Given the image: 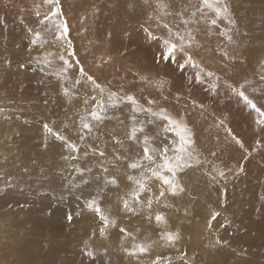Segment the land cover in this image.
I'll return each mask as SVG.
<instances>
[{
  "label": "rangeland",
  "instance_id": "obj_1",
  "mask_svg": "<svg viewBox=\"0 0 264 264\" xmlns=\"http://www.w3.org/2000/svg\"><path fill=\"white\" fill-rule=\"evenodd\" d=\"M160 2L166 7L158 0H59L68 35L57 40L54 25L40 23L52 5L0 0V264H152L158 255V264H264V123L237 95L243 91L264 111V0H224L232 23L216 25L214 13L196 11L200 0ZM169 29L191 31L185 51L204 70L202 83L191 64L179 69L183 52H176V63H157ZM35 32L43 43H31ZM49 52L70 66L64 70ZM109 92L117 94L116 105L93 121V97ZM126 94L145 108L182 117L192 133L190 166L176 176L183 191H166L151 209L143 203L151 193H142L135 212L120 200L133 187L128 175L139 176L128 164L142 154L145 136L150 147L163 148L175 134L163 130L165 121L146 123L145 113L120 101ZM134 125L144 128L139 142L128 139ZM147 184L159 195V181ZM93 199L115 221L104 235L100 217L87 206ZM191 209L197 213L189 230L199 232L197 241L188 237L142 256L124 250L132 236L160 240L173 227L164 221ZM156 214L164 215L159 223Z\"/></svg>",
  "mask_w": 264,
  "mask_h": 264
},
{
  "label": "snow or ice",
  "instance_id": "obj_2",
  "mask_svg": "<svg viewBox=\"0 0 264 264\" xmlns=\"http://www.w3.org/2000/svg\"><path fill=\"white\" fill-rule=\"evenodd\" d=\"M44 3L52 5V7L50 9V12L44 16L40 23L45 24V22L48 21L53 24L56 29L57 40L67 37L68 27L66 25V22L61 18L59 0H44ZM158 7L163 9L166 7V5L160 2V0H158ZM205 9L209 10L215 15V18L211 20L212 25H216L217 21L220 19L229 20V9L224 3V0H200V5L196 9V11L200 12L203 16L206 15L204 11ZM37 15H39V13H37ZM193 15H195V12L193 13ZM183 22L185 24L188 23V21L186 20ZM229 23H232V21L229 20ZM164 27L167 28L168 25L165 24ZM45 30H47V28ZM29 31H31V29H29ZM221 34L226 35V33L223 32ZM169 35L171 38L163 41V51L158 56L157 63H159L161 59L165 62L176 63V52H183L185 55V59L183 63L178 64L179 69L183 71L186 65L191 64L192 67L199 69L195 76L196 82L202 83L203 81L200 73L204 70L200 68V66L196 64L195 61H193L192 56L185 51V47H190L192 41L194 40L191 31H189L186 35H181L179 32L173 33L172 30L169 29ZM228 39L231 40V37L229 36ZM173 40H178L179 43L173 42ZM38 41H41V33L35 32L33 34V39L31 43L36 44ZM41 42L43 43V41ZM68 47H71L70 41H68ZM73 54L74 53L71 51L68 52V56H72ZM224 55L227 58L228 54L224 53ZM59 59L63 61L64 70H66L67 67L70 66L69 60L65 59L63 55L59 56ZM48 63L51 64V61H49ZM21 67H23V65H21ZM80 74L82 76L85 74L82 68L80 69ZM206 75L208 77H211L214 74L212 72H207ZM87 79L94 84L95 88L100 90L101 94L104 93V89L99 84H97L91 76H88ZM261 79H264V76H261ZM79 82V80L76 81V83ZM163 83V81L159 82L161 87L163 86ZM214 87L215 85H213V88ZM233 91L236 90L233 89ZM64 93L65 95H67L68 90L65 89ZM237 95H239L246 102V104L250 106L253 110H255L261 117V120H258L257 123H264V111H261V109L257 108L255 103L250 100L243 91H238ZM116 96V93L109 92L106 98L101 97L98 99L96 97H93V100H95V104L93 105L92 110L88 113L91 119L96 122L102 121L104 118L102 114L106 112V109L108 107H114L116 105ZM119 99L120 101H126L127 103L131 104L133 112L139 111L145 113L148 117L146 123L152 124L155 123L157 120L165 121L166 124L163 130L166 133L173 132L175 134V139L173 140L171 147L166 145L163 148L150 147V138L145 136L143 140L142 154H137L134 158L131 159V162L128 164V168L132 170H137L139 172V176L137 177L135 175L130 174L127 177L128 180L132 182L133 187L128 193L120 197L123 209L127 212H135L137 206L142 204V193H151V195L147 196L146 201H143V203H145L146 206L151 209L153 200L159 202L160 198L165 195L166 191L170 192L172 195H176L178 192L183 191V188L180 187L176 176L178 170H182L184 167L190 166L188 164V160L192 158V141L190 139L192 133L182 117L177 119L169 115L166 109L164 108H160L158 111L153 110L151 107L145 108L139 105L136 98L130 94H126L120 97ZM153 103L154 101L152 100L148 101L149 105ZM132 119L133 121H135L137 118L136 116H133ZM81 126L83 129L91 133L93 126L89 122H87L84 117L81 118ZM45 127L49 132L52 131V129L48 128L47 125H45ZM143 131L144 128L142 125L139 128L135 127L134 125L131 129L128 139L137 140V142H139L136 134L137 132L142 133ZM61 139L63 138L61 137ZM81 139H83V137H81ZM233 139H235V137H233ZM236 142L240 143L239 140H237ZM69 147L74 148L75 146L69 145ZM169 151L172 152V155L168 154ZM101 155H103V153H101ZM117 159H119V157H117ZM157 160H159V163L157 162ZM150 178H154L155 180L160 182L159 195H155L152 188L148 186L147 181ZM111 182L115 183V179H113ZM87 206L92 211H94L102 221L103 226L100 228L101 235L105 234V229L109 226V224H112L113 226L115 225V221L109 220L108 216L102 211L101 207L95 199L90 201ZM67 218L69 221H71V214H69ZM155 219L159 223L163 220V217L160 214H156ZM209 226H211V224H209ZM120 232L124 233L126 236H132V233L128 232L125 228H120ZM132 239L134 241L132 247L124 249L129 256H137L147 253L152 247V244L155 243V241L136 242L135 236H132ZM178 239V232H171L165 230L162 231V233L160 234V240L164 242L165 246L174 245L178 241ZM85 254L89 257L93 256V253L91 251H87ZM160 259L161 258L157 256L156 260H154L152 264H158Z\"/></svg>",
  "mask_w": 264,
  "mask_h": 264
},
{
  "label": "bare ground",
  "instance_id": "obj_3",
  "mask_svg": "<svg viewBox=\"0 0 264 264\" xmlns=\"http://www.w3.org/2000/svg\"><path fill=\"white\" fill-rule=\"evenodd\" d=\"M22 0H16V2H21ZM30 3V2H29ZM50 34H51V32H48L44 37H45V39L43 38V40H44V43H46V44H49V43H51V42H49V37H50ZM50 53V52H49ZM50 56H57V57H59L60 56V54L58 53V54H52V53H50ZM204 62V61H203ZM63 63V61L61 60V64ZM205 63V62H204ZM243 179V178H242ZM143 204V203H142ZM186 205V204H185ZM182 206V205H181ZM188 206V205H187ZM198 208V207H197ZM182 209V208H181ZM184 209V208H183ZM187 209H189V208H186V210ZM181 213V212H180ZM196 211L195 210H193V209H191V211L190 212H188V213H186L185 215H178L177 217H173V218H176V219H182V222H183V224L181 223V222H178L176 219H171L172 217H170V218H167L165 221H164V223L165 224H167V225H172L173 227L172 228H170V229H165L166 231H171V232H173V231H175V232H178L179 233V239H178V241L174 244V245H176L177 243L178 244H183L184 242H185V240L188 238V237H190V240H192V241H197V237H195V236H199V232H194L193 230L194 229H192V231H190L189 230V226L192 224V225H194L195 226V224H194V222H193V220H194V217H195V215H196ZM201 214V213H200ZM203 215V214H202ZM162 217H164V215H162ZM196 218V217H195ZM199 220V219H198ZM153 221H156V219H155V217H154V220ZM196 221V220H195ZM198 228H200V227H198ZM164 230V231H165ZM192 232V233H191ZM150 236V235H149ZM201 236V235H200ZM131 238L132 237H130V238H128V240H127V242H128V245H127V247H132V244L134 243V242H131ZM142 241H144V242H153V241H155V243H153L152 244V247H151V249L153 248L154 250H157V251H161L162 249H165V248H167V246H165L164 245V242L163 241H160L158 238H154L153 240L152 239H150V238H145V240L144 239H142ZM136 242H140V240H137ZM188 245V244H187ZM182 246V245H181ZM184 246H185V244H184ZM126 247V248H127ZM182 248H183V246H182ZM185 249V248H184ZM150 252V251H149ZM163 253H164V251H163ZM156 254V253H155ZM175 254V253H174ZM143 255V254H142ZM141 255V256H142ZM149 256V255H148ZM148 256H144L143 258H148L149 259V257ZM151 256V255H150ZM154 256V255H153ZM156 256V255H155ZM159 256V255H158ZM152 258V257H151ZM155 258H157V257H155ZM147 259V260H148Z\"/></svg>",
  "mask_w": 264,
  "mask_h": 264
}]
</instances>
